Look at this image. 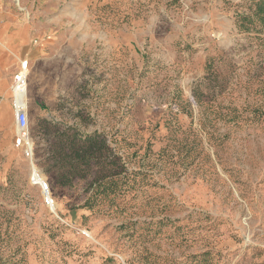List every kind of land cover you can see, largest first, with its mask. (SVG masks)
Instances as JSON below:
<instances>
[{
	"label": "rangeland",
	"instance_id": "obj_1",
	"mask_svg": "<svg viewBox=\"0 0 264 264\" xmlns=\"http://www.w3.org/2000/svg\"><path fill=\"white\" fill-rule=\"evenodd\" d=\"M10 1L69 61L29 123L55 208L0 133V264H264V2Z\"/></svg>",
	"mask_w": 264,
	"mask_h": 264
},
{
	"label": "crops",
	"instance_id": "obj_2",
	"mask_svg": "<svg viewBox=\"0 0 264 264\" xmlns=\"http://www.w3.org/2000/svg\"><path fill=\"white\" fill-rule=\"evenodd\" d=\"M10 0H0V133L14 123L12 82L23 61H28L29 123L43 120L57 96L58 75L63 77L69 56L66 47L43 41V33Z\"/></svg>",
	"mask_w": 264,
	"mask_h": 264
},
{
	"label": "built area",
	"instance_id": "obj_3",
	"mask_svg": "<svg viewBox=\"0 0 264 264\" xmlns=\"http://www.w3.org/2000/svg\"><path fill=\"white\" fill-rule=\"evenodd\" d=\"M28 61H23L20 69L15 73L12 82L13 109L17 123L16 146L24 149L25 157L32 162L34 161L35 151L34 144L29 133V101H28V79L29 68ZM32 181L35 186H39L45 198V203L49 207H54L50 184L45 181L42 173L35 172Z\"/></svg>",
	"mask_w": 264,
	"mask_h": 264
},
{
	"label": "trees",
	"instance_id": "obj_4",
	"mask_svg": "<svg viewBox=\"0 0 264 264\" xmlns=\"http://www.w3.org/2000/svg\"><path fill=\"white\" fill-rule=\"evenodd\" d=\"M261 2H264V0H261ZM257 12H258V13H256L257 16H259V17H260V16H263V18H264V3H262V4L259 6Z\"/></svg>",
	"mask_w": 264,
	"mask_h": 264
},
{
	"label": "bare ground",
	"instance_id": "obj_5",
	"mask_svg": "<svg viewBox=\"0 0 264 264\" xmlns=\"http://www.w3.org/2000/svg\"><path fill=\"white\" fill-rule=\"evenodd\" d=\"M32 166H33V171H34V173L37 172V170L35 169L34 163L32 164ZM54 208H55V207H54Z\"/></svg>",
	"mask_w": 264,
	"mask_h": 264
}]
</instances>
